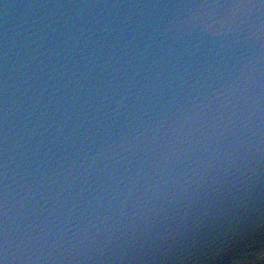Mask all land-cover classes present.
Here are the masks:
<instances>
[{
  "label": "water",
  "instance_id": "water-1",
  "mask_svg": "<svg viewBox=\"0 0 264 264\" xmlns=\"http://www.w3.org/2000/svg\"><path fill=\"white\" fill-rule=\"evenodd\" d=\"M260 249L264 0H0L5 264Z\"/></svg>",
  "mask_w": 264,
  "mask_h": 264
},
{
  "label": "clouds",
  "instance_id": "clouds-1",
  "mask_svg": "<svg viewBox=\"0 0 264 264\" xmlns=\"http://www.w3.org/2000/svg\"><path fill=\"white\" fill-rule=\"evenodd\" d=\"M227 264H264V249L249 251L233 257Z\"/></svg>",
  "mask_w": 264,
  "mask_h": 264
},
{
  "label": "snow or ice",
  "instance_id": "snow-or-ice-1",
  "mask_svg": "<svg viewBox=\"0 0 264 264\" xmlns=\"http://www.w3.org/2000/svg\"><path fill=\"white\" fill-rule=\"evenodd\" d=\"M188 7H231V6H240V5H226V4H222V3H214V4H208V3H193L190 6L186 5ZM0 264H5V260L4 258H0Z\"/></svg>",
  "mask_w": 264,
  "mask_h": 264
}]
</instances>
